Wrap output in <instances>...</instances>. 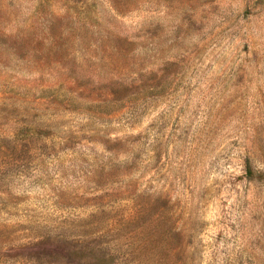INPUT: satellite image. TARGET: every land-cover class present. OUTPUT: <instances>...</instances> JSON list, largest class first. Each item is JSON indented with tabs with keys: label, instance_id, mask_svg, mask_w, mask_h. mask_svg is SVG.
Instances as JSON below:
<instances>
[{
	"label": "rangeland",
	"instance_id": "1",
	"mask_svg": "<svg viewBox=\"0 0 264 264\" xmlns=\"http://www.w3.org/2000/svg\"><path fill=\"white\" fill-rule=\"evenodd\" d=\"M0 264H264V0H0Z\"/></svg>",
	"mask_w": 264,
	"mask_h": 264
}]
</instances>
